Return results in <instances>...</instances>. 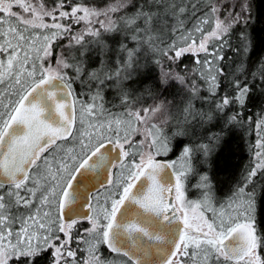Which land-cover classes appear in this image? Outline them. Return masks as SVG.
Instances as JSON below:
<instances>
[{
  "label": "snow or ice",
  "instance_id": "1",
  "mask_svg": "<svg viewBox=\"0 0 264 264\" xmlns=\"http://www.w3.org/2000/svg\"><path fill=\"white\" fill-rule=\"evenodd\" d=\"M67 7L66 0L51 7L45 0H0V264H37L45 254L44 264H116L102 247L123 257L120 264H264L257 220L264 188L247 190L264 171V114L256 121L255 166L219 207L196 157L206 163L221 134L209 143L185 144L174 160L158 159L173 150L162 125L175 120L172 135L183 136L185 125L211 121V111L197 109L195 100H211L216 112L244 107L250 86L232 73L227 80L235 94L217 99L225 76L219 62L238 25L239 47L231 50L249 53L255 0H108L102 7ZM73 25L83 27L74 31ZM110 39L118 44L114 68L106 59ZM93 47L100 67L88 71L84 58ZM142 51L173 61L195 57L191 77L174 76L188 93L176 116L157 122L169 102L135 107L120 87L119 103L106 106L103 90L128 78ZM170 78L164 73L161 83ZM261 80L264 85V72ZM76 82L87 92L78 96ZM202 90L208 96H200ZM239 116H228L225 127ZM192 176L199 177L196 200L187 198ZM82 221L88 227L77 231Z\"/></svg>",
  "mask_w": 264,
  "mask_h": 264
},
{
  "label": "trees",
  "instance_id": "2",
  "mask_svg": "<svg viewBox=\"0 0 264 264\" xmlns=\"http://www.w3.org/2000/svg\"><path fill=\"white\" fill-rule=\"evenodd\" d=\"M55 2L56 0H45L46 5L49 7ZM107 2L108 0H66V8H68L67 5L76 3L102 7ZM219 2L223 5L236 3L237 0H219ZM132 10L130 6L129 11ZM200 15L202 13H197V16ZM254 15L256 18L255 23L250 26L252 44L249 53L245 55L231 50L232 48L239 47V34L243 29L238 25L231 33V47L224 49V60L219 62L224 69L225 76L220 78L221 86L217 94V99L225 95L226 92L229 95L235 94L234 90L229 88L227 80L228 74L232 73L238 76L241 81V86L245 83L250 86L251 91L248 94L244 107L240 108L238 105L233 104L226 108L224 112H216L215 105L211 100L207 102L199 99L195 100L194 104L197 109H202L205 112L211 111V121L206 120L203 123L185 125L180 129L186 133L183 136L172 135L173 131L177 129L175 126L171 128L172 121H170L167 125L166 132L171 137L173 150L166 157H159L162 160H174L185 144L209 143L210 136L214 133L221 134V139L216 150L208 157L206 163L201 162L203 160L202 156L197 155L196 157L197 171L199 173H207L212 181L217 207L221 203H226L227 198L231 196L238 185L243 184L244 177L251 170L252 146L257 139L255 125L258 117L264 114V85H262L261 80V73L264 72V0H255ZM194 23L195 18L187 24V27L192 28ZM63 41L65 40L61 39L57 41V51L60 50ZM108 44L112 51L109 52L106 59L111 61V66L114 67L113 61L118 44L111 39L108 40ZM157 55L150 51H142L138 64L135 68L129 69L130 75L124 79L120 88L130 94L132 100L135 102V107L155 105L160 101H167L169 102L167 104V114L176 116L178 109L183 107V101L187 98L188 93L174 78H170L167 85L161 83L162 78L159 73L160 63L164 64V58L168 61L169 67L166 70L170 71L168 73L171 74V77H173L174 73L191 77V70L197 67L194 62L195 57L185 55L179 60L173 61L168 59V57H158ZM84 59V64H87L86 70L88 71L96 69L100 65V59L94 47ZM201 59H203V54H201ZM241 63L243 64V70L242 72H237V68ZM253 73H256V75L253 76ZM200 83L203 87V82ZM73 87L74 89H78V85H73ZM102 94L107 107L111 108L112 104L119 103L116 99L118 93L115 88H108ZM200 96H208V92L202 90ZM120 110L119 108L115 109V111ZM237 112L240 113L238 122L225 127L228 116ZM249 117L252 119L249 120ZM193 128H195L194 133ZM198 179V176H192L188 181L187 194L191 199H198L200 197V190L193 187ZM253 181L254 185H249L248 191L253 186L258 191L264 188V171L258 172L257 176L253 178ZM208 215L211 216V213H208ZM257 220L259 229L264 231V200H260L259 198L257 204ZM103 253H106L105 250ZM47 256L48 254H45L44 258L37 261V264H44ZM111 257L115 259L120 256L112 253ZM120 258L124 259L123 257Z\"/></svg>",
  "mask_w": 264,
  "mask_h": 264
},
{
  "label": "rangeland",
  "instance_id": "3",
  "mask_svg": "<svg viewBox=\"0 0 264 264\" xmlns=\"http://www.w3.org/2000/svg\"><path fill=\"white\" fill-rule=\"evenodd\" d=\"M16 10H18V9H16ZM65 10H70L69 8H65ZM48 22L50 23L51 21L50 20H48ZM63 23H68V21H62ZM83 27V25H73V30L74 31H79V29L80 28H82ZM97 27H98V25H97ZM87 39H92L91 37H87ZM62 40H65V41H63V45H65V44H67L68 43V40L65 38V39H62ZM128 43L129 44H131L132 42L131 41H128ZM156 54H158V53H156ZM186 55H191V54H186ZM158 57H162V55H160V54H158L157 55ZM185 56V55H184ZM115 59H116V55H115ZM115 59H114V61H113V65H114V67H115ZM176 61V60H175ZM87 65V64H86ZM85 64H84V67H85V69H87V66H86ZM100 67V65L98 66V68ZM113 67V68H114ZM136 67V66H135ZM134 67V68H135ZM169 67V63H168V61L164 58V64L163 63H160V67H159V73H160V76H161V78H163V74L164 73H168V72H170V71H168V70H166V68H168ZM97 69V68H96ZM175 74H177V73H174V75H173V78H174V76H175ZM162 80V79H161ZM124 81V78H122V82ZM76 85H78V89L77 88H75V90H76V93H77V95L79 96V93L81 92V91H84V92H87V90H85L86 88H84V89H82L81 88V85H80V83L79 82H76L75 84H74V86H76ZM121 85H122V83L120 84V85H116V84H111L110 86H108V87H106L104 90H103V92L106 90V89H108V88H115V90H116V92H117V87H121ZM114 86V87H113ZM81 99H87V97L85 96V97H81ZM149 106H154V105H147V106H143V107H149ZM143 107H139V108H143ZM166 108H167V106H166ZM167 114V112H161V113H158L157 114V116L155 117V119H156V121L157 122H159L160 120H163L164 119V117H165V115ZM175 120H172V124H171V128H174V126H175ZM168 125V124H167ZM167 125H162L163 127H164V130H165V132H166V128H167ZM260 133L262 134V135H264V128H261L260 130ZM255 134H257V139H256V141L254 142V144H253V146H252V153H251V162H252V167H254L255 166V153L257 152V151H259V149H257V147H256V142H257V140L260 138V136H258V130H257V128H256V125H255ZM137 139H139V137H137ZM214 147V150L212 151V152H214L215 150H216V147H217V145H214L213 146ZM103 191V190H102ZM101 191V192H102ZM187 198L189 199V200H196V198L195 199H191V198H189V196H188V194H187ZM88 227V224H87V222L86 221H82L78 226H77V231H79V230H82L83 228H87ZM74 247H75V244L73 245ZM105 250V254L103 253V251ZM101 252H102V254H103V256L105 257V258H108L109 260H114V261H116V264H120V261H122L123 259L122 258H120V257H117V258H112L111 257V252H109L108 250H107V248H104V247H102L101 248ZM78 255H83V253H78Z\"/></svg>",
  "mask_w": 264,
  "mask_h": 264
},
{
  "label": "flooded vegetation",
  "instance_id": "4",
  "mask_svg": "<svg viewBox=\"0 0 264 264\" xmlns=\"http://www.w3.org/2000/svg\"><path fill=\"white\" fill-rule=\"evenodd\" d=\"M158 159H161V158H158ZM162 160V159H161Z\"/></svg>",
  "mask_w": 264,
  "mask_h": 264
},
{
  "label": "water",
  "instance_id": "5",
  "mask_svg": "<svg viewBox=\"0 0 264 264\" xmlns=\"http://www.w3.org/2000/svg\"><path fill=\"white\" fill-rule=\"evenodd\" d=\"M102 190V189H101ZM86 211V210H85Z\"/></svg>",
  "mask_w": 264,
  "mask_h": 264
}]
</instances>
